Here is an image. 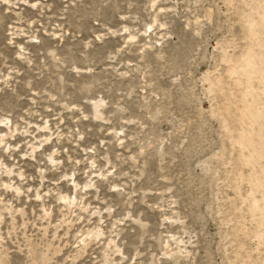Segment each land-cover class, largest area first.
I'll use <instances>...</instances> for the list:
<instances>
[{
  "label": "rangeland",
  "instance_id": "1",
  "mask_svg": "<svg viewBox=\"0 0 264 264\" xmlns=\"http://www.w3.org/2000/svg\"><path fill=\"white\" fill-rule=\"evenodd\" d=\"M258 183L264 0H0L9 264H264Z\"/></svg>",
  "mask_w": 264,
  "mask_h": 264
},
{
  "label": "bare ground",
  "instance_id": "2",
  "mask_svg": "<svg viewBox=\"0 0 264 264\" xmlns=\"http://www.w3.org/2000/svg\"><path fill=\"white\" fill-rule=\"evenodd\" d=\"M101 106H102L101 102H96V103L93 104L94 114H95V116L97 118L100 117L99 111H100V107ZM247 126L248 125H245L244 133L242 135L243 139H248L249 138L248 135H246ZM257 188L264 189V184L263 183H258L257 184ZM95 237H98V235H95ZM5 255L6 254H4V256ZM104 259H105V262H108L110 260L109 257H105ZM49 262H50V259L46 260V257H44L41 253L38 254L37 251L35 250L33 252V256L30 258L29 262H27L26 264H50ZM0 264H9L8 260L6 259V257H3V252H2V254H0Z\"/></svg>",
  "mask_w": 264,
  "mask_h": 264
}]
</instances>
